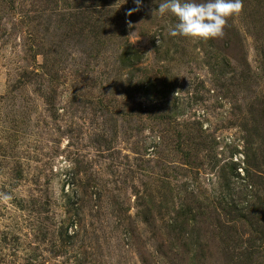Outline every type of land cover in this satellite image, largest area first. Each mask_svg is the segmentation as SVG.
<instances>
[{
  "label": "rangeland",
  "instance_id": "374dc122",
  "mask_svg": "<svg viewBox=\"0 0 264 264\" xmlns=\"http://www.w3.org/2000/svg\"><path fill=\"white\" fill-rule=\"evenodd\" d=\"M163 2L0 0V264H264V0Z\"/></svg>",
  "mask_w": 264,
  "mask_h": 264
},
{
  "label": "clouds",
  "instance_id": "9594fccd",
  "mask_svg": "<svg viewBox=\"0 0 264 264\" xmlns=\"http://www.w3.org/2000/svg\"><path fill=\"white\" fill-rule=\"evenodd\" d=\"M134 2L137 7L128 11L129 16L141 6V0ZM243 8V0H165L157 11L161 15L170 12L177 18L178 22L169 30L171 36L207 40L222 38L229 18L240 15ZM0 198L11 199L3 193Z\"/></svg>",
  "mask_w": 264,
  "mask_h": 264
}]
</instances>
